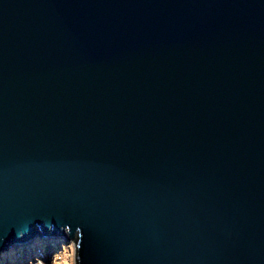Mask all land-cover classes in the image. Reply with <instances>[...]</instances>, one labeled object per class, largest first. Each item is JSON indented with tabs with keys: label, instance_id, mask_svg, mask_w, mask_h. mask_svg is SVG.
Masks as SVG:
<instances>
[{
	"label": "water",
	"instance_id": "95a60500",
	"mask_svg": "<svg viewBox=\"0 0 264 264\" xmlns=\"http://www.w3.org/2000/svg\"><path fill=\"white\" fill-rule=\"evenodd\" d=\"M56 234L264 264V0H0V251Z\"/></svg>",
	"mask_w": 264,
	"mask_h": 264
},
{
	"label": "rangeland",
	"instance_id": "374dc122",
	"mask_svg": "<svg viewBox=\"0 0 264 264\" xmlns=\"http://www.w3.org/2000/svg\"><path fill=\"white\" fill-rule=\"evenodd\" d=\"M51 235V234H49ZM63 236V234H61ZM64 239L60 240L58 246L54 251L51 253H46L44 255L41 254L39 258L31 259V260H24L21 259L16 260L18 264H75V250H76V242L73 239H68L65 236ZM26 242L22 243L24 246ZM17 244V243H16ZM31 244V243H28ZM26 244V245H28ZM37 244V243H34ZM51 245L50 242L47 243ZM25 245V246H26ZM18 246H20L18 244ZM38 250H41V244H37ZM21 251L12 250L11 248H7L4 252L1 253L0 251V264H6L5 259H9L10 257L13 258V261H9L7 264H17L14 258L20 255ZM2 258H4L2 260ZM2 260V261H1Z\"/></svg>",
	"mask_w": 264,
	"mask_h": 264
},
{
	"label": "bare ground",
	"instance_id": "6f19581e",
	"mask_svg": "<svg viewBox=\"0 0 264 264\" xmlns=\"http://www.w3.org/2000/svg\"><path fill=\"white\" fill-rule=\"evenodd\" d=\"M63 237H64V235L62 236L61 234H56L53 236L47 235L46 238L45 237H38V238L26 240L25 245L28 243H31V244H28L26 246L25 245L21 246V245H23L22 243H24V241H22L19 243L20 246H18V244H15V245L9 246V248H11L12 250H16L17 252L21 251L20 255H18L14 258L15 262L17 263L16 260H19V259H21L22 261L31 260V259L39 258L41 256V254L44 255L46 253H51L52 251H54L56 249L60 240L64 239ZM48 242H50L51 245H48L47 244ZM34 243H40L41 244V250H38L37 244H34ZM6 249L7 248L2 250L1 253L4 252ZM3 259L4 258H2V260ZM9 261L12 262L13 258L10 257L9 259H5L6 264L9 263Z\"/></svg>",
	"mask_w": 264,
	"mask_h": 264
},
{
	"label": "clouds",
	"instance_id": "9594fccd",
	"mask_svg": "<svg viewBox=\"0 0 264 264\" xmlns=\"http://www.w3.org/2000/svg\"><path fill=\"white\" fill-rule=\"evenodd\" d=\"M65 236V234H63ZM66 237V236H65Z\"/></svg>",
	"mask_w": 264,
	"mask_h": 264
},
{
	"label": "trees",
	"instance_id": "16d2710c",
	"mask_svg": "<svg viewBox=\"0 0 264 264\" xmlns=\"http://www.w3.org/2000/svg\"><path fill=\"white\" fill-rule=\"evenodd\" d=\"M38 244V243H37Z\"/></svg>",
	"mask_w": 264,
	"mask_h": 264
}]
</instances>
